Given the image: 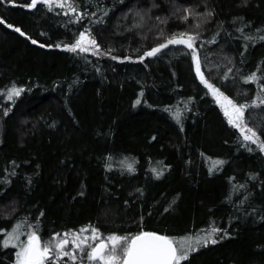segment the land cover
I'll list each match as a JSON object with an SVG mask.
<instances>
[{
	"label": "trees",
	"instance_id": "1",
	"mask_svg": "<svg viewBox=\"0 0 264 264\" xmlns=\"http://www.w3.org/2000/svg\"><path fill=\"white\" fill-rule=\"evenodd\" d=\"M30 3L0 0V264H16L13 245L33 231L44 245L68 234L77 258L60 264H96L71 242L89 226L187 237L180 264H264V149L228 122L186 46L140 59L198 34L206 78L256 102L245 118L264 142V0ZM86 30L100 52L70 50ZM17 224L18 243L3 246Z\"/></svg>",
	"mask_w": 264,
	"mask_h": 264
},
{
	"label": "snow or ice",
	"instance_id": "2",
	"mask_svg": "<svg viewBox=\"0 0 264 264\" xmlns=\"http://www.w3.org/2000/svg\"><path fill=\"white\" fill-rule=\"evenodd\" d=\"M45 4L51 5L53 0H40ZM37 0H31L29 7H35ZM63 7V0L59 5ZM72 11H75L71 5H69ZM187 14L183 16V19L187 21L191 15L190 10H186ZM210 15V14H209ZM81 17L77 16V20ZM12 27L11 25H8ZM20 31V29H16ZM85 32L79 33V39L70 47V50L76 52L78 49L81 52H88L90 49L88 45L96 44L95 39L90 38V33ZM163 35V33H161ZM198 38L197 35H192L189 33H179L173 34L170 38L166 39V42L160 43L158 46L151 48V50L146 51L143 56L140 57L141 60L144 57H153L160 53L163 49L168 48L170 45H184L191 50L190 55H192L196 60V71L200 76L202 82L212 90L214 96H216L217 102L221 104L224 108V114L228 118V122L234 127L240 129L241 132L247 130L250 135H245L244 139L252 142H258L259 137L256 132L250 128H246L244 125V113L249 107L257 106L256 102L253 105L237 104L232 99L225 96L215 88L212 84L208 83L205 79L203 72H201L200 59L197 55L195 41ZM36 43V41H32ZM227 79V77H225ZM257 77L253 74L247 77L248 81H255ZM23 91L22 88H17L15 86L11 87L7 91V99L12 101L15 96H19ZM261 104H264V96L257 97ZM136 103H140L139 100ZM179 114L177 113V118ZM243 125V126H242ZM259 146L264 149V142H261ZM223 161H215V164H222ZM131 169V165H128ZM155 171V170H154ZM21 225L17 224L12 232H6L5 235L7 239L3 241V246L7 247L11 244L13 239L18 238L17 233ZM91 228V236L81 238V233L87 232ZM218 229H212V232H216ZM60 234L57 237H53L52 240L41 246L40 237L35 231L28 235L26 242H22L19 245H13L18 247L19 251L16 252L17 264H47L49 260H54L55 264H60L63 257H69L75 260V252L65 251L66 245L69 244L67 238L68 234H64L63 239H59ZM73 240L71 241L76 249H80L81 252L85 251V248H90L87 253V258L90 261H99L101 264H180L181 260H186L189 252L194 251L195 248L192 247L189 238H184L179 241V246L177 242L167 236L158 235L154 232H140L139 234L132 237H121L116 235H111L103 237L99 230L89 226L88 228H82L78 232L73 233ZM92 242L91 244L89 242ZM202 242L207 244L209 242L216 243V240L210 237H200L197 243ZM120 248V253H117V248Z\"/></svg>",
	"mask_w": 264,
	"mask_h": 264
},
{
	"label": "rangeland",
	"instance_id": "3",
	"mask_svg": "<svg viewBox=\"0 0 264 264\" xmlns=\"http://www.w3.org/2000/svg\"><path fill=\"white\" fill-rule=\"evenodd\" d=\"M38 1V0H37ZM65 2H67V0H63V3H65ZM53 3H58V4H60L61 3V0H53ZM139 13H135L134 15H135V17H136V19L139 17V15H138ZM91 38V37H90ZM92 39V38H91ZM88 47H89V51H92V52H100V49H99V47L97 48L96 46H94V45H88ZM199 59H200V65H201V58L199 57ZM194 60H195V58H194ZM195 65H196V60H195ZM202 67V66H201ZM201 72H203V70H202V68H201ZM203 74H204V72H203ZM200 77V76H199ZM204 77H205V79L208 81V83H210V84H212L207 78H206V76H205V74H204ZM213 85V84H212ZM215 88H217V89H219L218 87H216L215 85H213ZM210 90V92H211V94L213 95V93H212V90L211 89H209ZM219 91L221 92V93H223L224 94V92L223 91H221L220 89H219ZM225 96H227L226 94H224ZM213 97L215 98V100L217 101V99H216V96H214L213 95ZM228 97V96H227ZM228 98H230V97H228ZM230 99H232V98H230ZM233 100V99H232ZM234 101V100H233ZM235 102V101H234ZM220 106H221V104L219 103V102H217ZM235 103H237V102H235ZM238 104V103H237ZM222 107V106H221ZM222 109L224 110V108L222 107ZM244 125H246V128H250V129H252L253 131H255L256 132V134H257V136H258V133H257V130L254 128V127H252L250 124H248L247 123V121H246V118H245V113H244ZM243 126V125H242ZM244 133V135H250V133H248L247 132V130H245V132H243ZM259 137V136H258ZM258 144H260L261 143V141H260V138H259V141L257 142ZM68 238V237H67ZM59 239H63V238H59ZM68 240H69V238H68ZM70 241V240H69ZM26 242V241H25ZM12 243H18V241L16 240V239H13L12 240ZM40 243H41V246H44V244L40 241ZM89 243H91V241L89 242ZM69 245V244H68ZM68 245H66V247H65V249L68 247ZM19 251V250H18ZM17 261V260H16ZM16 264H17V262H16ZM96 264H101L99 261H97L96 262Z\"/></svg>",
	"mask_w": 264,
	"mask_h": 264
},
{
	"label": "water",
	"instance_id": "4",
	"mask_svg": "<svg viewBox=\"0 0 264 264\" xmlns=\"http://www.w3.org/2000/svg\"><path fill=\"white\" fill-rule=\"evenodd\" d=\"M154 233H156V232H154ZM158 235H162V236H166V235H164V234H160V233H157ZM168 237V236H167ZM168 238H170V237H168ZM170 239H172V238H170ZM173 240V239H172ZM174 241V240H173ZM175 242V241H174Z\"/></svg>",
	"mask_w": 264,
	"mask_h": 264
}]
</instances>
